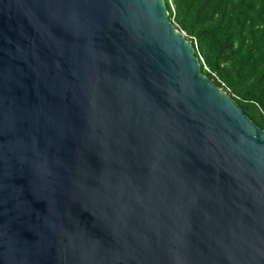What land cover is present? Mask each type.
Masks as SVG:
<instances>
[{
	"label": "water",
	"instance_id": "95a60500",
	"mask_svg": "<svg viewBox=\"0 0 264 264\" xmlns=\"http://www.w3.org/2000/svg\"><path fill=\"white\" fill-rule=\"evenodd\" d=\"M0 264H264V129L165 0H0Z\"/></svg>",
	"mask_w": 264,
	"mask_h": 264
},
{
	"label": "trees",
	"instance_id": "16d2710c",
	"mask_svg": "<svg viewBox=\"0 0 264 264\" xmlns=\"http://www.w3.org/2000/svg\"><path fill=\"white\" fill-rule=\"evenodd\" d=\"M202 71L264 129V0H165Z\"/></svg>",
	"mask_w": 264,
	"mask_h": 264
}]
</instances>
